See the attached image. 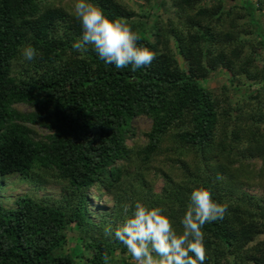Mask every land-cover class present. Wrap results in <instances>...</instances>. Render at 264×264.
<instances>
[{"label": "trees", "instance_id": "trees-1", "mask_svg": "<svg viewBox=\"0 0 264 264\" xmlns=\"http://www.w3.org/2000/svg\"><path fill=\"white\" fill-rule=\"evenodd\" d=\"M92 2L132 27L155 53L150 65L116 69L91 48L74 51L79 24L56 0H0V177L60 186L55 198L0 200V264H105L124 247L104 230L123 222L126 204L160 207L179 231L198 186L227 205L202 228L204 264H264V195L244 189H264V0H154L164 15ZM25 45L37 50L33 61L20 56ZM218 68L237 84V101L225 84L204 85ZM136 116L150 127L133 146ZM157 166L155 194L146 173ZM91 188L113 198L114 213L93 217ZM73 225L79 246L67 252Z\"/></svg>", "mask_w": 264, "mask_h": 264}, {"label": "clouds", "instance_id": "clouds-1", "mask_svg": "<svg viewBox=\"0 0 264 264\" xmlns=\"http://www.w3.org/2000/svg\"><path fill=\"white\" fill-rule=\"evenodd\" d=\"M72 15L80 27L79 37L71 43L74 51L91 48L105 65L116 69L130 66L133 72L147 67L155 58L152 50L137 43L139 36L128 23L110 18L92 0H72ZM37 55L30 45L20 49L24 61H33ZM123 211V222L107 226L104 232L125 247L133 264H204L202 228L223 219L227 205L214 200L209 189L193 187L179 231L160 207L136 201L125 205Z\"/></svg>", "mask_w": 264, "mask_h": 264}, {"label": "rangeland", "instance_id": "rangeland-1", "mask_svg": "<svg viewBox=\"0 0 264 264\" xmlns=\"http://www.w3.org/2000/svg\"><path fill=\"white\" fill-rule=\"evenodd\" d=\"M128 4H130L134 9H144L147 12L154 11L155 13H159L161 15H164L162 8H154V0H124ZM57 3L63 4L67 9L72 11V0H56ZM234 2V1H232ZM235 2H239V0H235ZM178 59L182 61L180 56H178ZM257 60L260 62H264V51L262 50L257 55ZM230 74L229 72L224 68H218L215 71H213L210 75H208L204 80V85L211 89V90H218L220 85L225 84L228 86L230 96L233 101H237L240 99V93H236L232 90L233 84H230ZM241 87H247L248 84L246 82L239 83ZM252 88H256L257 85H251ZM17 107L23 111L27 110L28 107L26 105L18 104ZM132 126L135 131V135L132 139L129 140L130 144H133V146L142 144L144 142V132L147 131L150 127V120L145 116H136L132 119ZM37 133L39 136L43 135V130L36 128ZM161 157L157 158L160 160ZM163 158V157H162ZM159 162H154V165H158ZM169 165V164H168ZM168 166L166 165L165 169L167 170ZM156 173V174H155ZM161 169L157 166L154 170L150 169V172L146 173V179L147 183L151 185L152 192L157 194L160 193L162 185H163V179L161 176ZM1 182V188H0V200L2 204L5 207H13V200L14 198L19 194L28 193L32 195L33 197L39 199L44 196H50V197H58L60 195V186L54 183H42L40 185L31 183L29 181L23 180L20 178V176L13 174L9 176H1L0 177ZM244 189L249 192L250 194L255 195H264V189L260 186H257L255 184L251 185H245ZM95 188H91L88 193V198L90 200V212L93 214V217L96 219L97 215L102 214L104 212L107 213H114L113 206H114V200L111 196H108L106 194H99ZM140 202V201H139ZM129 205V204H126ZM130 206V205H129ZM119 223V222H118ZM78 235V228L76 226H71L67 229V240L64 245L65 251L72 250V247L77 242V236ZM264 237V234L260 235L259 238ZM79 246V245H75ZM74 246V248H75ZM123 246V245H122ZM73 248V249H74ZM79 252H81L80 249H78ZM88 250L86 248H82V254H84V258L88 256ZM105 264H133L131 261L130 255L127 253L125 247H118L113 252L110 253L108 258L106 259Z\"/></svg>", "mask_w": 264, "mask_h": 264}]
</instances>
